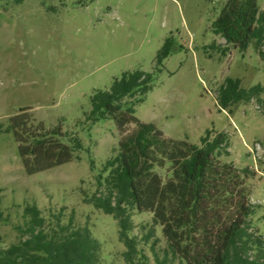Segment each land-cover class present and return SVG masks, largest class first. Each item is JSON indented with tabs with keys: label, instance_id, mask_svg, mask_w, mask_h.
I'll return each instance as SVG.
<instances>
[{
	"label": "rangeland",
	"instance_id": "374dc122",
	"mask_svg": "<svg viewBox=\"0 0 264 264\" xmlns=\"http://www.w3.org/2000/svg\"><path fill=\"white\" fill-rule=\"evenodd\" d=\"M227 0H0V250L23 237L27 206L35 205L50 225L88 226L101 243L104 264H127L115 219L85 201L97 189L96 175L118 151L120 132L111 118L86 121L90 98L109 90L123 73L153 74V88L136 105L139 121L165 136L200 144L207 130L229 137L236 167L254 171L248 180L255 206L252 224L264 236V95L222 109L217 100L226 77L242 87L264 84V61L250 44L244 52L216 35L213 23ZM264 13V0H257ZM171 51L156 67L166 40ZM27 110L45 129L60 127L83 148L64 165L29 174L14 134L12 117ZM134 125L127 127L131 132ZM93 162V164H92ZM164 175V172H163ZM139 248L154 263L151 243L166 247L152 215L134 213ZM143 226H145L143 228ZM178 264V263H176Z\"/></svg>",
	"mask_w": 264,
	"mask_h": 264
},
{
	"label": "trees",
	"instance_id": "16d2710c",
	"mask_svg": "<svg viewBox=\"0 0 264 264\" xmlns=\"http://www.w3.org/2000/svg\"><path fill=\"white\" fill-rule=\"evenodd\" d=\"M213 30L226 41L223 53L228 46L244 52L253 44L264 61V13L257 0H227ZM170 51L168 39L156 67ZM152 82V73L129 71L109 90L91 96L86 121L113 119L120 141L117 153L95 177L97 189L85 201L115 219L127 264H151L137 237L130 236L134 213L152 215L146 242L155 237L154 227H161L166 247L159 253L158 240L152 241L155 264H264V236L251 220L255 206L248 180L254 171L225 160L230 156L226 133L207 130L197 145L139 121L136 105L152 90ZM262 95L264 84L244 88L239 78L226 77L217 100L227 109ZM26 111L12 117L6 129L14 134L26 171L34 174L71 162L83 148L80 139L60 127L45 129ZM130 125L135 128L128 132ZM25 214L30 218L27 226H17L23 237L0 250V264H104L101 243L88 226H74L72 220L63 224L61 214L53 215L52 226L35 205L27 206Z\"/></svg>",
	"mask_w": 264,
	"mask_h": 264
}]
</instances>
